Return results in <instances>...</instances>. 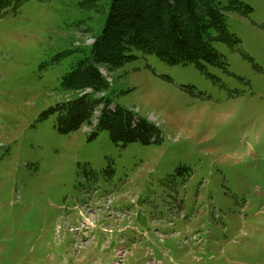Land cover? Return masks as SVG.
<instances>
[{
	"label": "rangeland",
	"instance_id": "obj_1",
	"mask_svg": "<svg viewBox=\"0 0 264 264\" xmlns=\"http://www.w3.org/2000/svg\"><path fill=\"white\" fill-rule=\"evenodd\" d=\"M110 1L26 0L0 16V264H264V0H235L247 13L216 0L230 6V36L209 31L222 63L132 50L99 65L97 97L161 131L125 144L61 132L55 109L76 95L61 77Z\"/></svg>",
	"mask_w": 264,
	"mask_h": 264
},
{
	"label": "trees",
	"instance_id": "obj_2",
	"mask_svg": "<svg viewBox=\"0 0 264 264\" xmlns=\"http://www.w3.org/2000/svg\"><path fill=\"white\" fill-rule=\"evenodd\" d=\"M24 1L0 0V16L8 7L16 8ZM230 3L242 6V13L250 10L243 2ZM229 8L216 0H111L89 54L61 77V88L76 95L55 105L58 129L66 133L91 125L95 108L103 103L92 135L107 129L114 143L124 144L162 138L160 129L144 117L134 118L133 112L122 106L110 109L108 99L97 97L108 90L99 65L117 68L134 57L132 50L155 54L168 64L201 60L222 63L221 54L209 41V31L214 29L220 39L230 36L226 20Z\"/></svg>",
	"mask_w": 264,
	"mask_h": 264
}]
</instances>
